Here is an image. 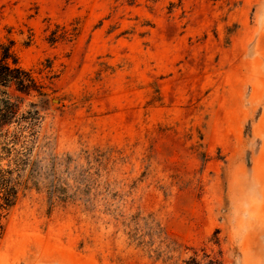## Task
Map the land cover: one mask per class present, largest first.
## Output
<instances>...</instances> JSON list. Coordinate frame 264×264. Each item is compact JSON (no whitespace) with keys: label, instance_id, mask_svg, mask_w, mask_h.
<instances>
[{"label":"rangeland","instance_id":"374dc122","mask_svg":"<svg viewBox=\"0 0 264 264\" xmlns=\"http://www.w3.org/2000/svg\"><path fill=\"white\" fill-rule=\"evenodd\" d=\"M3 44L48 96L0 264H264V0H0Z\"/></svg>","mask_w":264,"mask_h":264},{"label":"trees","instance_id":"16d2710c","mask_svg":"<svg viewBox=\"0 0 264 264\" xmlns=\"http://www.w3.org/2000/svg\"><path fill=\"white\" fill-rule=\"evenodd\" d=\"M63 37L53 32L50 40L55 42ZM10 89L19 95H13ZM20 94L48 96L33 72L21 65L11 45L3 44L0 57V160L8 158L9 164L7 167L0 165V244L5 221L18 200L21 187L29 181L38 184L39 163L32 158L31 145L35 142L41 115L35 102L23 110L25 97ZM197 256L186 260L185 264H202ZM209 264L223 263L211 259Z\"/></svg>","mask_w":264,"mask_h":264}]
</instances>
